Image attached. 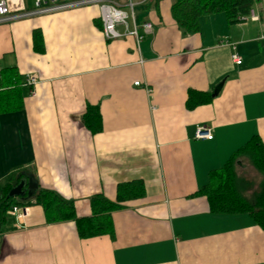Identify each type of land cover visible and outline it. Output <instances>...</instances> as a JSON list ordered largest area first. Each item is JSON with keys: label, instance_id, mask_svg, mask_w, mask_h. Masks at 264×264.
Wrapping results in <instances>:
<instances>
[{"label": "crops", "instance_id": "obj_1", "mask_svg": "<svg viewBox=\"0 0 264 264\" xmlns=\"http://www.w3.org/2000/svg\"><path fill=\"white\" fill-rule=\"evenodd\" d=\"M134 1L136 21L153 24L140 42L107 39L98 4L0 23V70L36 78L21 110L0 113V180L22 167L73 199L79 217L92 216L96 194L116 200L119 184L145 185L113 211V238H80L74 221L48 223L36 203L19 221L9 209L0 264H264V230L251 216L213 214L194 195L252 136L264 142V5L251 8L258 19L213 13L184 34L173 0ZM221 82L210 103L187 108L190 89L213 93ZM89 105L101 112L97 133L83 124ZM198 125L213 138H195Z\"/></svg>", "mask_w": 264, "mask_h": 264}, {"label": "trees", "instance_id": "obj_2", "mask_svg": "<svg viewBox=\"0 0 264 264\" xmlns=\"http://www.w3.org/2000/svg\"><path fill=\"white\" fill-rule=\"evenodd\" d=\"M159 2L160 0H155ZM255 0H173L171 13L184 34L199 30L203 16L223 12L230 24L246 18ZM34 49L43 52L44 37L40 29L33 31ZM30 87L16 67L0 70V113L21 110L26 92ZM211 91L190 89L186 106L192 110L199 105L210 103ZM83 124L92 133L102 130V116L98 105H89L83 115ZM242 160L259 173L264 174V142L259 135L252 136L239 147L220 167L210 171L209 181L194 195L206 197L213 214H248L264 230V182L250 190H242L238 173ZM25 180L23 193L10 197V191ZM32 194L30 195V193ZM250 193V194H249ZM145 185L142 180H132L118 185L117 199L110 200L96 194L91 198L92 216L79 217L73 199L64 198L52 189L41 188L34 176L22 167L14 168L0 180V226L7 220V212L14 205L39 204L43 207L48 223L74 221L80 238L101 235H115L112 219L113 211L124 207L128 200L144 196Z\"/></svg>", "mask_w": 264, "mask_h": 264}, {"label": "built area", "instance_id": "obj_3", "mask_svg": "<svg viewBox=\"0 0 264 264\" xmlns=\"http://www.w3.org/2000/svg\"><path fill=\"white\" fill-rule=\"evenodd\" d=\"M255 1H260L264 5V0ZM90 4L99 5L102 31L107 39H116L127 35H133L137 42H140L145 33L153 31V24L151 22H143L140 24L136 21L134 12L136 3L134 0H126L124 3L120 2V0H0V23L55 13ZM248 16L252 19H258L253 9L250 10V15L248 14ZM119 25L124 27L122 32L118 30ZM140 28L144 30V34L140 32ZM233 48L235 49V45H233ZM232 58L238 65L243 63L242 58L236 51L233 52ZM35 83L36 78L28 74L25 78L24 85L30 87V94L32 95L35 94L33 90ZM135 84L141 85V82L137 81ZM195 138L212 139V129L206 125H198ZM11 213L19 221L28 213V207L14 205L11 208Z\"/></svg>", "mask_w": 264, "mask_h": 264}, {"label": "rangeland", "instance_id": "obj_4", "mask_svg": "<svg viewBox=\"0 0 264 264\" xmlns=\"http://www.w3.org/2000/svg\"><path fill=\"white\" fill-rule=\"evenodd\" d=\"M238 173L243 177L242 181H240L242 190H250L253 186L258 187L264 182V174L256 171L247 160H242V165L239 166Z\"/></svg>", "mask_w": 264, "mask_h": 264}, {"label": "water", "instance_id": "obj_5", "mask_svg": "<svg viewBox=\"0 0 264 264\" xmlns=\"http://www.w3.org/2000/svg\"><path fill=\"white\" fill-rule=\"evenodd\" d=\"M222 85H223V83L221 82L220 84H218V85L215 87L214 92H213V95H214V96H216V95L219 93V91H220ZM24 184H25V180H22V181H21L16 187H14V188L10 191L9 196H10V197H15V196H17V195L22 194V193H23V187H24ZM31 194H32V192L30 193V195H31Z\"/></svg>", "mask_w": 264, "mask_h": 264}]
</instances>
